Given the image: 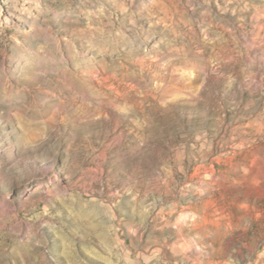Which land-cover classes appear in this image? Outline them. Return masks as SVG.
<instances>
[{
	"label": "rangeland",
	"instance_id": "1",
	"mask_svg": "<svg viewBox=\"0 0 264 264\" xmlns=\"http://www.w3.org/2000/svg\"><path fill=\"white\" fill-rule=\"evenodd\" d=\"M0 264H264V0H0Z\"/></svg>",
	"mask_w": 264,
	"mask_h": 264
}]
</instances>
